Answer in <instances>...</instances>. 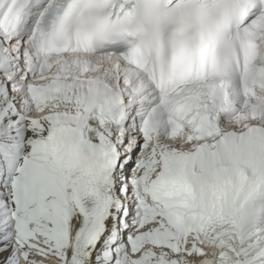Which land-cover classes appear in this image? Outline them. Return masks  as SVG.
<instances>
[{"label": "snow or ice", "instance_id": "6c2138e0", "mask_svg": "<svg viewBox=\"0 0 264 264\" xmlns=\"http://www.w3.org/2000/svg\"><path fill=\"white\" fill-rule=\"evenodd\" d=\"M0 264H264V0H0Z\"/></svg>", "mask_w": 264, "mask_h": 264}]
</instances>
